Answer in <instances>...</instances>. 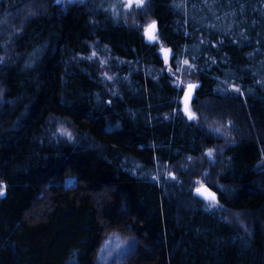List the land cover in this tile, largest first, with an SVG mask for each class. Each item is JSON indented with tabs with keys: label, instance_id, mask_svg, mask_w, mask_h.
Wrapping results in <instances>:
<instances>
[{
	"label": "trees",
	"instance_id": "obj_1",
	"mask_svg": "<svg viewBox=\"0 0 264 264\" xmlns=\"http://www.w3.org/2000/svg\"><path fill=\"white\" fill-rule=\"evenodd\" d=\"M0 184V264H264V0H0Z\"/></svg>",
	"mask_w": 264,
	"mask_h": 264
},
{
	"label": "snow or ice",
	"instance_id": "obj_2",
	"mask_svg": "<svg viewBox=\"0 0 264 264\" xmlns=\"http://www.w3.org/2000/svg\"><path fill=\"white\" fill-rule=\"evenodd\" d=\"M57 2H59V0H57ZM146 0H120V3L122 4L123 8L127 11V12H132L134 9H142L144 4H145ZM143 35L147 38V40L149 41V43H155L158 42L159 38L157 35V23L155 20H153L150 24L147 25V27L144 28V33ZM161 53L163 54V59H164V63L165 65H169V60L170 59H175L174 55L171 52V49H168L166 47L161 46L160 48ZM96 55L95 52H93L92 56L94 57ZM92 57H89V59H91ZM104 63H106V61H101V64L103 65ZM183 65H187L189 68H191L192 66L189 64V61L187 59L183 60ZM176 70L177 71H186V69L182 68L181 65L178 63L176 66ZM169 71L171 73V67H169ZM173 75L175 73H172ZM107 79H111V77L106 75ZM177 87L180 88L181 85L178 83ZM198 87V85L196 84H188L187 85V91H185L184 94V112L185 115H187L189 120H195L197 119L196 114L191 110L190 107V102L192 99V95L194 90ZM183 90V89H181ZM233 90L234 91H239V88H236L235 86H233ZM215 131H219L218 129H216ZM61 135H67L69 136V138L71 137V134L68 133L66 130L61 129L60 130ZM206 156L209 157V159L211 160L212 155H213V151L209 150L207 153H205ZM191 159V158H189ZM174 178V177H173ZM199 183V182H197ZM196 193L197 195L202 196L205 200L210 201L209 203V207H215V202H216V196L214 193H211L203 184H200L199 187L196 188ZM4 194V185L0 184V196H2Z\"/></svg>",
	"mask_w": 264,
	"mask_h": 264
},
{
	"label": "rangeland",
	"instance_id": "obj_3",
	"mask_svg": "<svg viewBox=\"0 0 264 264\" xmlns=\"http://www.w3.org/2000/svg\"><path fill=\"white\" fill-rule=\"evenodd\" d=\"M178 82L180 84V81L177 80V83ZM188 84H191V82L184 83V92L187 91ZM182 103L184 109V96L182 98ZM133 247V240L130 237L123 236L121 233L110 232L101 239L97 248L94 264H124V258L130 255V252L133 251Z\"/></svg>",
	"mask_w": 264,
	"mask_h": 264
}]
</instances>
